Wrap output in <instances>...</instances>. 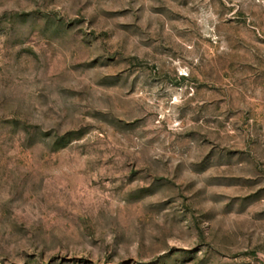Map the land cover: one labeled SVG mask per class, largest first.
<instances>
[{
    "label": "rangeland",
    "instance_id": "obj_1",
    "mask_svg": "<svg viewBox=\"0 0 264 264\" xmlns=\"http://www.w3.org/2000/svg\"><path fill=\"white\" fill-rule=\"evenodd\" d=\"M0 264H264V0H0Z\"/></svg>",
    "mask_w": 264,
    "mask_h": 264
}]
</instances>
